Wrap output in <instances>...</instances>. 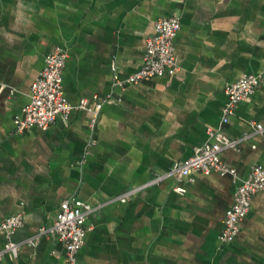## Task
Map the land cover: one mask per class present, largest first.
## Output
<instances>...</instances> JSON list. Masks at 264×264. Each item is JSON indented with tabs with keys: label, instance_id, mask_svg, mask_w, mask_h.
Listing matches in <instances>:
<instances>
[{
	"label": "crops",
	"instance_id": "0c3cea01",
	"mask_svg": "<svg viewBox=\"0 0 264 264\" xmlns=\"http://www.w3.org/2000/svg\"><path fill=\"white\" fill-rule=\"evenodd\" d=\"M171 16L181 19L176 69L117 86L141 67L156 20ZM56 48L67 53V99H105L92 145L84 110L46 130L16 131L14 118ZM249 73H261V84L222 124L227 85ZM253 122L264 125V0H0V224L24 215L15 242L52 225L62 201L76 199L103 204L87 219L80 264H264V191L236 238L219 240L239 183L264 164V132L221 153L238 178L194 172L114 200L189 158L209 130L237 138ZM5 242L0 231V251ZM64 253L43 237L0 264H64Z\"/></svg>",
	"mask_w": 264,
	"mask_h": 264
},
{
	"label": "built area",
	"instance_id": "2783aa9c",
	"mask_svg": "<svg viewBox=\"0 0 264 264\" xmlns=\"http://www.w3.org/2000/svg\"><path fill=\"white\" fill-rule=\"evenodd\" d=\"M154 28V33L147 38L141 67L125 79H116L117 86L125 88L128 85L139 84L146 79L161 77L168 71L176 69L177 55L174 39L181 29L180 17H161L156 20ZM66 60L67 53L61 48H56L46 56L43 69L31 83L29 102L23 107L22 114L14 118L15 128L18 133L32 127L46 130L58 118H67L73 110H84L89 113V144L92 145L95 142L94 134L105 99L96 95L92 101L83 98L76 104L71 103L63 88ZM261 81V73H249L227 85L225 89L227 101L222 110V124L229 122L239 103L248 100ZM251 129L252 131L237 138L229 137L222 127L218 130H209V139L195 147L189 158L173 163L168 170L156 174L143 184L128 189L114 200L129 201L149 187L159 185L169 178L174 177L181 181L191 178L194 172H216L238 178L237 169L223 162L221 153L228 149H239L241 144L263 133L264 125L253 122ZM174 190L180 194L185 192V188L181 185L176 186ZM260 191H264V164L258 162L252 165L249 176L241 180L235 191L233 204L227 209L224 217L219 236L221 243H229L236 238L240 232L241 223L251 209L253 196ZM102 206L103 204L92 205L85 201L65 199L60 205V211L54 223L41 227L35 235L24 242L12 240L15 231L24 224V215L22 213L9 215L0 224V231L6 236L5 245L0 251V262L6 253L18 251L22 245L35 247L43 237H54L64 246V264H80L78 252L84 246L86 235L91 229L87 219Z\"/></svg>",
	"mask_w": 264,
	"mask_h": 264
}]
</instances>
